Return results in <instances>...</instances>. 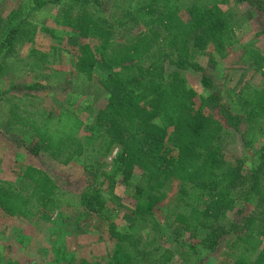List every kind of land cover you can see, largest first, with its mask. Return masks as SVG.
<instances>
[{
	"label": "trees",
	"instance_id": "16d2710c",
	"mask_svg": "<svg viewBox=\"0 0 264 264\" xmlns=\"http://www.w3.org/2000/svg\"><path fill=\"white\" fill-rule=\"evenodd\" d=\"M254 1L116 0L121 13L110 17L103 16L102 0H33L27 12L22 5L7 16L0 10V81L12 72L18 43L33 41L29 16L48 5L60 6L56 25L77 48L76 73L92 81L98 68L108 72L98 80L108 94L107 104L91 126L71 112H50L39 121L21 103L10 102L6 113L9 130L33 139L27 147L31 154H47L63 165L105 145L118 146L115 173L108 176L110 191L115 176L128 187L140 172L129 194L133 200L129 228L119 231L110 224L115 246L106 264H139L141 253L144 258L157 254L150 264H170L174 252L164 246L168 237L186 247L185 257H200V264L226 241L231 243L225 264H264V143L252 149L247 169L243 161L229 162L224 154L225 137L231 132L264 137V84L241 90L234 110L222 104L217 85L194 57L197 52L212 62L216 56L226 57L239 42L237 15L224 7ZM257 2L264 13L263 4ZM45 30L53 35L55 29ZM239 47L242 60L264 78V54L252 44ZM31 51L29 69H42L48 58ZM32 56L36 60L31 62ZM190 71L202 75L201 84L209 92L199 107L197 92L184 78ZM42 89L40 84L0 89V109L10 92ZM246 137L244 143L252 148ZM22 176L25 190L12 183L0 185L4 217L42 213L46 218L62 207L57 185L47 173L26 166ZM238 194L246 205L256 201L247 215L246 208L237 209ZM77 207L98 216L107 211L108 197L103 190L88 187ZM230 215L234 216L228 219ZM148 218L157 220L159 239H149L138 230ZM175 225L191 240L173 232ZM65 251L54 250V260L92 264Z\"/></svg>",
	"mask_w": 264,
	"mask_h": 264
},
{
	"label": "rangeland",
	"instance_id": "374dc122",
	"mask_svg": "<svg viewBox=\"0 0 264 264\" xmlns=\"http://www.w3.org/2000/svg\"><path fill=\"white\" fill-rule=\"evenodd\" d=\"M33 0H0V10L7 16L12 10L22 5L27 12ZM116 0H102L103 16H119L121 8ZM122 1V0H118ZM263 4L264 0H257ZM243 2L238 5L225 6L224 9L235 12L237 28L235 38L239 44H252L264 54V13L257 8L259 5ZM262 6V5H261ZM60 6L48 5L29 16L31 42L21 40L17 45V56L13 61L12 72L0 81V89L9 91L13 85L40 84L43 89L36 92L13 91L6 96L0 109V185L14 184L25 190L26 180L22 176V168L32 166L47 173L56 183L62 207L54 214L44 218L37 213L32 218L4 217L0 213V264L19 262L20 264H62L54 260V250L65 249V252L76 255L78 259H87L92 264H106L111 256L115 242L109 235L111 223L117 225L119 231L129 228L128 216L133 208V186L139 182L140 172L132 179L131 186H125L121 176H115V187L111 189L108 176L114 175L116 158L120 148L114 144L105 145L85 157L74 159L69 165H63L47 154H31L27 147L33 145L31 136L9 130L6 127V113L10 102L21 103L22 106L35 114L41 121L50 112L59 114L71 112L78 115L85 126L94 123L96 114L103 109L108 100V94L99 85V78L108 74L103 68H98L94 80L77 74L74 61L77 48L68 35L56 25ZM101 15V14H100ZM55 29L53 35L45 29ZM29 29L26 36L30 34ZM239 44L232 48L224 58L216 56L215 61L209 60L199 52L194 54L198 62L213 79L222 97V104L238 108L240 91L247 86L260 88L264 84L261 73H256L246 61L242 60V50ZM39 55H46L48 62L42 69H29V55L32 49ZM31 57V56H30ZM36 60L34 56L31 62ZM187 86L198 94L196 105H201V99L209 92L201 84L202 75L196 72H185ZM84 129V128H83ZM244 132V130H242ZM85 134V130L81 131ZM251 141L252 148L243 141ZM241 135L231 132L224 141V154L227 161L240 163L243 168L251 166L250 155L253 148L258 149L264 143V137L257 135ZM88 187L103 190L108 197V209L103 214L95 216L78 208L79 196ZM113 193V194H109ZM237 196V209L246 208L245 214L253 211L255 200L246 205L244 199ZM246 205V206H245ZM234 215L228 217L232 218ZM164 216L159 222L164 225ZM157 220L148 218L139 225L138 230L149 239H159ZM172 231L184 239H190L182 227L175 225ZM164 246L171 249L173 259L170 264H200V257L191 255L185 257L186 247L177 243L175 237L164 238ZM196 240V239H195ZM198 241V239H197ZM164 242V241H163ZM231 243V242H230ZM229 241L224 242L220 249L209 256L203 264H225V253ZM142 247V252L145 251ZM150 248L148 247L147 250ZM157 254L144 258L139 254L137 263L150 264Z\"/></svg>",
	"mask_w": 264,
	"mask_h": 264
}]
</instances>
